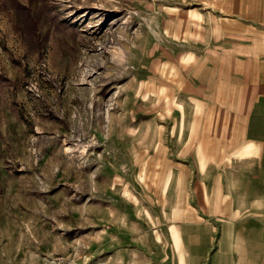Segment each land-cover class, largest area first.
Returning a JSON list of instances; mask_svg holds the SVG:
<instances>
[{
    "label": "rangeland",
    "instance_id": "1",
    "mask_svg": "<svg viewBox=\"0 0 264 264\" xmlns=\"http://www.w3.org/2000/svg\"><path fill=\"white\" fill-rule=\"evenodd\" d=\"M247 20V0H0V264H178L172 198L248 150Z\"/></svg>",
    "mask_w": 264,
    "mask_h": 264
},
{
    "label": "crops",
    "instance_id": "2",
    "mask_svg": "<svg viewBox=\"0 0 264 264\" xmlns=\"http://www.w3.org/2000/svg\"><path fill=\"white\" fill-rule=\"evenodd\" d=\"M248 20L234 34L238 57L251 59L247 89L251 109L244 118V149L230 162L208 163L209 170L176 195L170 224L178 264H264V0H247ZM233 39V40H235ZM242 146V147H243ZM175 230V233H173ZM175 241V247H173Z\"/></svg>",
    "mask_w": 264,
    "mask_h": 264
}]
</instances>
